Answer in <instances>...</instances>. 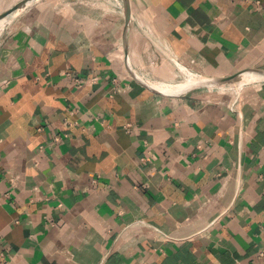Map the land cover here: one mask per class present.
<instances>
[{
	"label": "crops",
	"instance_id": "crops-1",
	"mask_svg": "<svg viewBox=\"0 0 264 264\" xmlns=\"http://www.w3.org/2000/svg\"><path fill=\"white\" fill-rule=\"evenodd\" d=\"M97 1L0 31V264H264V79L147 83L264 71V0Z\"/></svg>",
	"mask_w": 264,
	"mask_h": 264
},
{
	"label": "bare ground",
	"instance_id": "bare-ground-1",
	"mask_svg": "<svg viewBox=\"0 0 264 264\" xmlns=\"http://www.w3.org/2000/svg\"><path fill=\"white\" fill-rule=\"evenodd\" d=\"M2 25L3 24H0V31H1ZM181 70H182V73L185 75V81L182 83L168 84V83L154 82V81H147V83H149V85H151L152 88L158 91H161L167 94H180V93H185L187 91H190L194 88L203 87L205 85H208L205 87H209L210 89L226 87L228 85H237V89L240 90V88L243 85L259 81L262 79L261 77L264 76V74L263 73L261 74V72L259 71H250V72H247V74H245V75H250L248 76V78L243 79V78L236 76L237 78H234L228 82L219 83V82H212L213 80H210V78L202 77L198 74H195L185 67H181ZM249 77H251L252 79L250 80Z\"/></svg>",
	"mask_w": 264,
	"mask_h": 264
},
{
	"label": "rangeland",
	"instance_id": "rangeland-1",
	"mask_svg": "<svg viewBox=\"0 0 264 264\" xmlns=\"http://www.w3.org/2000/svg\"><path fill=\"white\" fill-rule=\"evenodd\" d=\"M21 1H23V0H0V13H3L5 11L9 10L11 7H13L14 5H16L17 3L21 2ZM43 1H46V0H31L27 4L22 6L20 9L15 10L13 13L8 15L7 17L1 19L0 20V24H3L1 30L3 29L4 24H6L9 21V19H11L14 16L17 17L18 15L22 17V15L24 13H26L27 11H29L32 7H34V5H39ZM97 2H99L100 4H103V2H105V1L104 0H99ZM104 4H106V3H104ZM245 74H247V72L246 73H242V75H238L237 77L245 79V78H248V76H250V75H245ZM183 75H182V77L179 80L175 81L173 84L184 82L185 81V75H184V77H183ZM237 77H235V78H237ZM207 78H210V77H207ZM261 78L264 79V76H262ZM213 79H215V78H210V80H213ZM249 79L251 80L252 78L249 77ZM155 82H157V81H155ZM246 86H247L246 84L243 85L240 88V90L242 91V89L244 87H246ZM238 90L239 89H237V85H228L226 87H219V88H216V89L213 88V91H218V92H222V91L223 92H235V91H238Z\"/></svg>",
	"mask_w": 264,
	"mask_h": 264
},
{
	"label": "water",
	"instance_id": "water-1",
	"mask_svg": "<svg viewBox=\"0 0 264 264\" xmlns=\"http://www.w3.org/2000/svg\"><path fill=\"white\" fill-rule=\"evenodd\" d=\"M29 1H31V0H23V1L19 2V3H17L16 5H14L9 10L1 13L0 14V20L5 18V17H7L11 13H13L15 10L20 9L22 6L27 4ZM123 1H124V6H125V16H126V23H127V28H128L129 25H130V21H131V1L130 0H123ZM261 73L264 74V71H261ZM239 74H241V73H239ZM239 74L231 75V76H227V77L215 78V79H213L212 82H219V83L220 82H228V81L234 79ZM205 86H208V85H205Z\"/></svg>",
	"mask_w": 264,
	"mask_h": 264
}]
</instances>
